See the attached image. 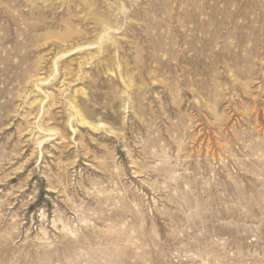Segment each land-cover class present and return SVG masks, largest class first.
<instances>
[{"label":"rangeland","instance_id":"374dc122","mask_svg":"<svg viewBox=\"0 0 264 264\" xmlns=\"http://www.w3.org/2000/svg\"><path fill=\"white\" fill-rule=\"evenodd\" d=\"M6 6L0 264H264V0Z\"/></svg>","mask_w":264,"mask_h":264},{"label":"bare ground","instance_id":"6f19581e","mask_svg":"<svg viewBox=\"0 0 264 264\" xmlns=\"http://www.w3.org/2000/svg\"><path fill=\"white\" fill-rule=\"evenodd\" d=\"M2 1L3 0H0V3ZM2 8H5V9H1V11H0V19L4 18V19H6L7 21H10V22L15 21V17L16 16L9 13L8 9H6L7 6L6 7H2ZM108 30H109V27L105 26V23H104V26L101 28L100 35H99V38H98V39L102 38L101 42H104V41L107 40L106 36L108 34ZM2 31H3V33L0 34V47H3L4 44L10 40L9 36L7 35V32L10 31V27L9 26L8 27L7 26H3L2 27ZM14 31H15V34H16V32L19 31L18 27ZM23 36H25V34ZM27 40H29V38H27ZM91 44H92L91 42H83L82 44H80V46H76V47L80 49V48L84 47V45H86V47H87V46H90ZM7 53H8L7 50H5V56L7 55ZM26 60H27V55H23L21 57L20 61H17V62H14V63H9V65H10L11 68H13V67L16 68V67L19 66V63H26ZM29 68H30V65H26V67L24 69H21V71L17 73L19 78L23 79L26 76V74H27L26 72H27V70H29ZM36 81L37 82L38 81L41 82V81H43V79H41V78L39 79L38 78V79H36Z\"/></svg>","mask_w":264,"mask_h":264}]
</instances>
